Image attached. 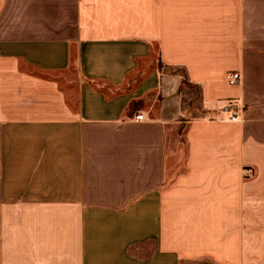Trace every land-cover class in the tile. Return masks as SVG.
I'll return each instance as SVG.
<instances>
[{
    "label": "crops",
    "instance_id": "1",
    "mask_svg": "<svg viewBox=\"0 0 264 264\" xmlns=\"http://www.w3.org/2000/svg\"><path fill=\"white\" fill-rule=\"evenodd\" d=\"M0 264H264V0H0Z\"/></svg>",
    "mask_w": 264,
    "mask_h": 264
},
{
    "label": "rangeland",
    "instance_id": "2",
    "mask_svg": "<svg viewBox=\"0 0 264 264\" xmlns=\"http://www.w3.org/2000/svg\"><path fill=\"white\" fill-rule=\"evenodd\" d=\"M181 77L184 76L183 72L180 69H175ZM185 82H187L185 80ZM181 87V101L184 104V115L185 117H201L204 115V110L201 106L200 95L197 88H192L189 83Z\"/></svg>",
    "mask_w": 264,
    "mask_h": 264
},
{
    "label": "trees",
    "instance_id": "3",
    "mask_svg": "<svg viewBox=\"0 0 264 264\" xmlns=\"http://www.w3.org/2000/svg\"><path fill=\"white\" fill-rule=\"evenodd\" d=\"M159 67H161V66H159ZM181 71L183 72L184 76H183L182 79H181L180 89H181V87L187 85L186 83H189V82H188V79H187V77H186L185 72H184L183 70H181ZM174 73H177V72L174 71ZM185 80H186L187 82H185ZM189 85H190L192 88H197V90H198V92H199V95H201L200 90H199V88H198L197 86L192 85V84H190V83H189ZM140 105H141V102H132V103L129 105V107H128V108H129V111H130V112H131V111H136ZM182 131H183V127L181 126L180 129L178 130V134L181 135V134H182Z\"/></svg>",
    "mask_w": 264,
    "mask_h": 264
},
{
    "label": "built area",
    "instance_id": "4",
    "mask_svg": "<svg viewBox=\"0 0 264 264\" xmlns=\"http://www.w3.org/2000/svg\"><path fill=\"white\" fill-rule=\"evenodd\" d=\"M239 75L237 73H230L226 76V82L230 85L236 84L238 82ZM143 116L142 115H137L135 117L136 120H142ZM234 120V118H231Z\"/></svg>",
    "mask_w": 264,
    "mask_h": 264
},
{
    "label": "water",
    "instance_id": "5",
    "mask_svg": "<svg viewBox=\"0 0 264 264\" xmlns=\"http://www.w3.org/2000/svg\"><path fill=\"white\" fill-rule=\"evenodd\" d=\"M230 110H231L230 107H226V108H225V111H227V112H229Z\"/></svg>",
    "mask_w": 264,
    "mask_h": 264
}]
</instances>
